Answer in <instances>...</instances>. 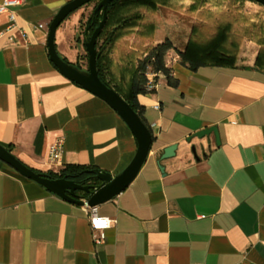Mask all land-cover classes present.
<instances>
[{
	"label": "crops",
	"instance_id": "obj_1",
	"mask_svg": "<svg viewBox=\"0 0 264 264\" xmlns=\"http://www.w3.org/2000/svg\"><path fill=\"white\" fill-rule=\"evenodd\" d=\"M68 1L23 0L12 29L0 13V145L47 172V146L60 137L61 166L114 176L135 154L134 135L104 100L63 76L47 52L48 24ZM164 1L146 8L152 30L139 28L140 20L109 49L110 83L124 88L138 60L165 40L172 45L164 56L169 78L152 72L158 86L137 95L153 137L148 155L123 191L96 206L114 220L103 240L92 239L89 206L60 198L0 160V264H264V68L254 64L264 45L248 35L237 39L229 20L210 22L203 13L210 3ZM91 3L55 31L57 53L81 71L77 32ZM222 23L229 24L225 50L235 54L233 67L180 63L178 53L198 39L199 28L210 24L212 36ZM211 126L218 143L213 133L195 136ZM174 143L175 155L159 161Z\"/></svg>",
	"mask_w": 264,
	"mask_h": 264
},
{
	"label": "water",
	"instance_id": "obj_2",
	"mask_svg": "<svg viewBox=\"0 0 264 264\" xmlns=\"http://www.w3.org/2000/svg\"><path fill=\"white\" fill-rule=\"evenodd\" d=\"M110 1L113 0H70L63 4L48 24L46 44L50 61L63 76L104 100L126 123L137 142L135 154L128 165L124 167L120 173L114 176L109 172L97 170L95 176L98 183L81 184L67 178H53L46 172H36L21 162L6 147L0 145V160L12 167L18 174L36 182L62 199L79 205H87L89 207L97 206L113 198L132 182L144 163L153 140L148 125L142 121L140 116L113 88L102 82L97 75L95 42L106 22V7ZM252 1L264 6V0ZM89 2H95L94 10H101L102 17L89 36L87 35L88 26L86 27L85 34L88 38L84 47L87 54V70L86 72H83L75 65L64 61L57 53L54 38L57 26L70 13ZM212 133L215 136L216 143H218L217 129L214 126L197 131L195 136L203 138ZM187 141H189V138ZM177 147L178 145L174 143L163 148L159 161L173 157ZM191 150L194 153V146L191 147ZM158 167L160 171H163L161 165L158 164ZM74 190L83 191L87 193V195H76L73 193Z\"/></svg>",
	"mask_w": 264,
	"mask_h": 264
},
{
	"label": "trees",
	"instance_id": "obj_3",
	"mask_svg": "<svg viewBox=\"0 0 264 264\" xmlns=\"http://www.w3.org/2000/svg\"><path fill=\"white\" fill-rule=\"evenodd\" d=\"M158 4H165L164 0H113L107 4V19L103 29L98 35L95 42L96 50V71L97 75L102 82L113 88L140 116L142 121L147 125L142 117V107L137 101V95L148 92L146 90V73L161 72L166 78H169V70L164 64V56L168 49L172 47L168 40L157 44L153 47L148 54L134 67L131 72L130 79L124 88L114 87L110 83V70H109V49L113 45L116 38L121 34V30L125 27L136 25L142 20L143 15L137 11V8L145 7L154 9ZM101 10L95 11L94 6L88 14L84 22L79 24L82 28V45L87 40L94 28L101 20ZM88 26L87 35L85 34L86 27ZM148 28L152 30L153 25L149 24ZM196 30V29H195ZM194 34V28H193ZM229 35V24H219L214 34L206 41L199 42L194 38H190L183 52H179V61L181 64L186 65L191 70H196L202 66H211L219 68H231L235 63V54L227 52L225 49ZM235 48V44H233ZM85 50V47H84ZM85 58L87 54L85 53ZM64 61L65 58H63ZM150 63V66L148 64ZM255 67L259 69L264 68V47L257 54L255 59ZM10 151V147L8 148ZM37 172V170L33 169ZM97 169L93 166L87 165H73L65 164L57 171H47L53 178H67L74 182L81 184L98 183L95 176ZM82 195L87 193L82 191Z\"/></svg>",
	"mask_w": 264,
	"mask_h": 264
},
{
	"label": "rangeland",
	"instance_id": "obj_4",
	"mask_svg": "<svg viewBox=\"0 0 264 264\" xmlns=\"http://www.w3.org/2000/svg\"><path fill=\"white\" fill-rule=\"evenodd\" d=\"M197 4L205 5L210 3L209 9H205L203 13H206V17L210 22L216 23L217 19L221 21L229 20L235 25V37L239 39L242 35H248L250 37L256 38L261 41L264 45V6L252 1V0H195ZM88 5L92 6L93 3L89 2ZM212 6H223L222 12H216L212 9ZM136 10V9H135ZM143 15L140 21L139 28L146 29L150 23V12L148 9L140 7L136 10ZM220 16V17H217ZM213 26L210 24H205L203 27L199 28L198 39L199 42H204L208 40L212 34ZM82 28H79L77 32V38H82ZM264 47V46H263ZM80 59L81 66H84V71L87 70V58H85V50L81 47ZM143 59V58H142ZM138 60L137 64L142 60ZM150 63L148 64V67Z\"/></svg>",
	"mask_w": 264,
	"mask_h": 264
},
{
	"label": "built area",
	"instance_id": "obj_5",
	"mask_svg": "<svg viewBox=\"0 0 264 264\" xmlns=\"http://www.w3.org/2000/svg\"><path fill=\"white\" fill-rule=\"evenodd\" d=\"M23 0H0V13H5L8 18V28L15 27V11L14 9L21 5ZM148 67V66H147ZM146 73V90L152 92L158 86L156 75ZM154 109H159L158 104L153 105ZM62 153V138L57 137L53 139L47 146V158L46 162L50 167V170L57 171L60 167V156ZM88 219L91 230L93 231L92 239L94 242H101L104 238L103 230L106 229L110 223L114 220L108 219L105 216L97 213L96 206L89 207Z\"/></svg>",
	"mask_w": 264,
	"mask_h": 264
},
{
	"label": "flooded vegetation",
	"instance_id": "obj_6",
	"mask_svg": "<svg viewBox=\"0 0 264 264\" xmlns=\"http://www.w3.org/2000/svg\"><path fill=\"white\" fill-rule=\"evenodd\" d=\"M73 193L76 194V195H81L82 194V191H80V190H74Z\"/></svg>",
	"mask_w": 264,
	"mask_h": 264
}]
</instances>
